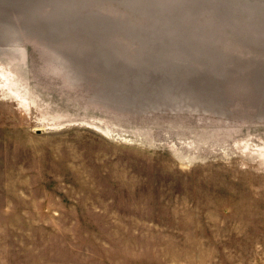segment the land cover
Returning a JSON list of instances; mask_svg holds the SVG:
<instances>
[{"label":"rangeland","instance_id":"rangeland-1","mask_svg":"<svg viewBox=\"0 0 264 264\" xmlns=\"http://www.w3.org/2000/svg\"><path fill=\"white\" fill-rule=\"evenodd\" d=\"M0 264H264V0H0Z\"/></svg>","mask_w":264,"mask_h":264}]
</instances>
